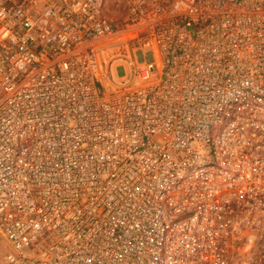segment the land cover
<instances>
[{
  "label": "built area",
  "instance_id": "obj_1",
  "mask_svg": "<svg viewBox=\"0 0 264 264\" xmlns=\"http://www.w3.org/2000/svg\"><path fill=\"white\" fill-rule=\"evenodd\" d=\"M0 264H264V0H0Z\"/></svg>",
  "mask_w": 264,
  "mask_h": 264
},
{
  "label": "rangeland",
  "instance_id": "obj_2",
  "mask_svg": "<svg viewBox=\"0 0 264 264\" xmlns=\"http://www.w3.org/2000/svg\"><path fill=\"white\" fill-rule=\"evenodd\" d=\"M120 72H122V69H119ZM25 253L29 256V257H33L35 255V252L32 251L30 248L25 247Z\"/></svg>",
  "mask_w": 264,
  "mask_h": 264
}]
</instances>
